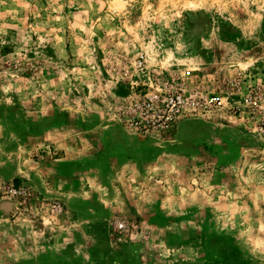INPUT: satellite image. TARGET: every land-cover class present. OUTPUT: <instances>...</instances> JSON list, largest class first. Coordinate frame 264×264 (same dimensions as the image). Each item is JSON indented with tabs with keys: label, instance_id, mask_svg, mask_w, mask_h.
Instances as JSON below:
<instances>
[{
	"label": "rangeland",
	"instance_id": "rangeland-1",
	"mask_svg": "<svg viewBox=\"0 0 264 264\" xmlns=\"http://www.w3.org/2000/svg\"><path fill=\"white\" fill-rule=\"evenodd\" d=\"M141 52L146 68L135 72ZM186 67L218 90L235 81L264 92V8L237 0L0 6V264H264L244 242L257 235L246 229L264 224V135L227 113L157 135L118 117L148 77ZM68 147L81 151L82 175L96 166L74 200L34 183L47 175L34 163H58ZM116 158L127 164L122 172L110 166ZM7 185L28 189L26 202L7 197ZM116 220L128 229H115Z\"/></svg>",
	"mask_w": 264,
	"mask_h": 264
},
{
	"label": "built area",
	"instance_id": "built-area-1",
	"mask_svg": "<svg viewBox=\"0 0 264 264\" xmlns=\"http://www.w3.org/2000/svg\"><path fill=\"white\" fill-rule=\"evenodd\" d=\"M132 66L133 71L142 72L146 68L144 56L138 55ZM147 79V83H142L143 91H132L134 96L120 104L117 113L127 128L137 134L157 135L183 119L227 113L245 118L264 135V92L255 86L244 88L230 81L227 88L218 90V86L203 81L191 67L181 72L154 73ZM1 191L24 202L29 197L24 187L7 185ZM51 209L63 211L58 203H53ZM128 227L125 221L114 222L117 230Z\"/></svg>",
	"mask_w": 264,
	"mask_h": 264
},
{
	"label": "crops",
	"instance_id": "crops-1",
	"mask_svg": "<svg viewBox=\"0 0 264 264\" xmlns=\"http://www.w3.org/2000/svg\"><path fill=\"white\" fill-rule=\"evenodd\" d=\"M97 127H98V125H96V124L93 126H90L89 131L92 132L94 130H98V129H96ZM78 142H80V141H78ZM67 150H69V151H65L66 154L64 157L57 159L58 163H51L48 160H41L40 162H35L34 163L35 167H36L35 171H38L37 174L36 173L35 174L38 177H42V176H44L45 172H47V175L44 176V178L46 177V180L47 179H49V180L47 182L44 179L45 181H44V183H42L37 178L39 183H37V182H34V183L38 184L37 186L39 188H41L43 191L45 190L46 192H52V190H57V191L60 190L62 193H65V194L67 193L66 194L68 196L67 198H73V200H74L75 198H77V199L79 198V195H76L75 191H79V188L82 186L81 182L82 181L86 182L87 180H90L91 178L93 179L96 177V175H95L96 166L87 168L86 173L89 172V174H88L89 176L86 174L82 175V173H83L82 171H84V169H86V167L81 165V163H80L81 151L78 148H73V147L72 148L68 147ZM115 157L116 156H113V159ZM117 159L118 158H116V160H114L115 162H112V164H110V166L114 167L116 169V171L121 170V172H122V170L126 167L127 164L125 163L124 160H117ZM51 176L54 177V179H51ZM32 179H34L33 174H31V178H30L31 182H33ZM88 185H90V184H88ZM118 185L121 186L120 184H118ZM65 194H63V198H65ZM119 194H121V192L118 193L117 195H119ZM117 199H119V198H117ZM120 200H123V199L121 198ZM135 208H137L138 211L140 210V209H138V206Z\"/></svg>",
	"mask_w": 264,
	"mask_h": 264
},
{
	"label": "clouds",
	"instance_id": "clouds-1",
	"mask_svg": "<svg viewBox=\"0 0 264 264\" xmlns=\"http://www.w3.org/2000/svg\"><path fill=\"white\" fill-rule=\"evenodd\" d=\"M13 3H16V0H12ZM147 2V0H145ZM203 2V0H202ZM238 3H257L261 8H264V0H237ZM7 3V0H0V6L5 5ZM188 7L195 10L197 7H199V4L192 2L189 3ZM177 50H180V45H177ZM138 55L143 56L145 53L141 52L138 53ZM147 66L149 68H153V66L157 63L153 57H146ZM8 89H5V92H7ZM8 103H11V101H7ZM247 233H251L253 231L257 232V235L255 236V240L251 241L250 239H245V245L249 248V251L252 255H259L264 256V224H261V226L256 229H246Z\"/></svg>",
	"mask_w": 264,
	"mask_h": 264
}]
</instances>
